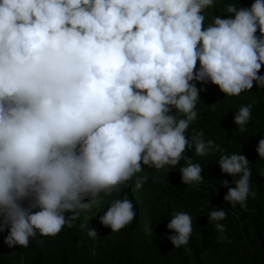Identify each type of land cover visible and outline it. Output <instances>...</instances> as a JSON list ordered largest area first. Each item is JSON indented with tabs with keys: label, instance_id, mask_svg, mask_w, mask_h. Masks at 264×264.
I'll use <instances>...</instances> for the list:
<instances>
[{
	"label": "clouds",
	"instance_id": "obj_1",
	"mask_svg": "<svg viewBox=\"0 0 264 264\" xmlns=\"http://www.w3.org/2000/svg\"><path fill=\"white\" fill-rule=\"evenodd\" d=\"M217 2L0 0V232L7 230L8 247L27 248L31 239L73 227L81 210L102 209L101 194L134 177L141 189L144 166L176 167L193 146L197 157L216 147L203 132L186 135L205 90L194 81L230 97L254 83L264 88V0L250 7L227 0V18L214 16L205 26L204 13ZM251 112V105L236 112L241 132ZM256 151L264 159V138ZM218 163L223 174L239 176L224 200L244 206L248 159L222 155ZM202 171L187 159L182 182L199 184ZM135 215L125 196L100 223L119 232ZM226 215L213 208L208 218ZM167 228L180 248L189 243L192 218L178 212Z\"/></svg>",
	"mask_w": 264,
	"mask_h": 264
},
{
	"label": "trees",
	"instance_id": "obj_2",
	"mask_svg": "<svg viewBox=\"0 0 264 264\" xmlns=\"http://www.w3.org/2000/svg\"><path fill=\"white\" fill-rule=\"evenodd\" d=\"M225 2L218 0L206 10L205 26L214 16L227 18ZM252 2L238 0L237 6L250 7ZM259 74L264 76V67ZM194 83L205 90L200 91L195 109L198 116L186 135L191 139L203 132L206 144L214 141L216 147L208 155L195 156L193 146L176 167L157 170L144 166L137 174L147 176L141 189L135 188L134 177L110 196L101 194L102 209L81 210L73 227L65 226L55 236H38L40 243L31 239L27 248L8 247L5 229L0 232V264H264V159L256 151L264 138V88L254 83L250 91L230 97L211 83ZM246 105L252 106L251 119L241 132L234 116ZM171 114L184 118L175 110ZM232 154L246 156L251 168L250 195L244 206H231L224 200L239 176L223 174L218 161L222 155ZM187 159L203 169L204 180L199 184L182 182L180 168ZM223 181L228 182L227 187ZM125 196L134 205L135 218L121 231L112 232L100 223V216L114 200ZM213 208L224 209L226 218L210 222ZM178 212L191 216L193 231L187 245L175 248L168 239L174 233L167 225ZM217 223L225 226L223 233L217 230ZM89 229L96 230L95 238L89 237Z\"/></svg>",
	"mask_w": 264,
	"mask_h": 264
}]
</instances>
